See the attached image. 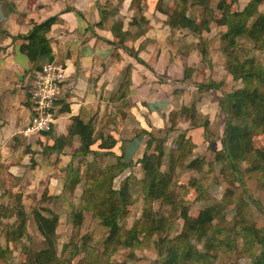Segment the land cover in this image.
Segmentation results:
<instances>
[{"label":"crops","instance_id":"obj_1","mask_svg":"<svg viewBox=\"0 0 264 264\" xmlns=\"http://www.w3.org/2000/svg\"><path fill=\"white\" fill-rule=\"evenodd\" d=\"M139 2L0 0V180H7L8 186L13 184L12 187L18 189L16 194L22 198L23 194L35 193L34 188L40 194L43 189L52 194L54 186L60 187L56 154L46 148L53 146L55 138L68 136L74 119L94 131L112 136L116 144L109 152L115 156L123 155L124 162L140 156L149 135L161 130L165 122L171 126L169 115L181 106L194 105L212 125L216 102L194 99L200 84L217 81L213 73L218 71L212 69L215 64L204 68L194 56L195 51L178 47L177 34L182 31L170 28L166 16L154 11L155 7L152 6L153 14L148 4H145L148 12L136 13L142 9ZM155 5H158L157 1ZM50 17H55L56 21L45 37L52 61L65 69V80L54 105L55 121L51 134L24 138L20 132L31 117L25 93L27 77L46 63V59L30 62L21 51V46L27 44L21 37ZM141 19L146 21L140 23ZM209 34L204 32L201 35L206 37ZM187 39L197 42L190 35ZM126 74L130 85L122 94L119 87ZM116 97L119 98L117 101ZM123 105L127 106L126 110H122ZM148 124L152 128H148ZM183 124L187 126L183 128ZM202 126H191L190 120L183 116L176 121L174 128H180L178 132L185 134L199 153H203L206 145L197 144L191 136L194 129L203 132ZM70 140L72 146L65 147L64 155L59 157L62 169L71 160L73 151L80 147L77 135ZM99 144L97 141L89 147L94 153L91 159L86 158L91 168L94 163L99 168L100 160L107 159L103 155L107 151L100 150ZM81 159L85 158L76 156L72 163ZM135 167L141 180V168L139 165ZM129 178L127 176V181Z\"/></svg>","mask_w":264,"mask_h":264},{"label":"trees","instance_id":"obj_2","mask_svg":"<svg viewBox=\"0 0 264 264\" xmlns=\"http://www.w3.org/2000/svg\"><path fill=\"white\" fill-rule=\"evenodd\" d=\"M180 1V8H182L180 12L184 11L187 3H199L202 6L200 7L203 13L207 10L209 2V0ZM231 2L236 3L237 0H231ZM263 2L264 0H252L241 11L235 10L234 12L225 7L219 20L213 21L203 15L197 24L184 13L180 14L179 17L165 13L167 17L166 24L170 28L185 29L194 35H201L209 31L211 22H215L224 26L225 31L221 39L222 42L227 44L226 49L227 47H234L236 39L240 37L249 39L255 47L261 49L264 47V14L258 11V7ZM251 19L253 20L248 25ZM55 21V17H50L44 22L34 25L28 35L21 37L27 41L26 45L21 46V51L26 54L30 62L35 63L40 58H45L46 61L52 60L45 35ZM130 53L134 57L132 50H130ZM225 53L229 58L233 56V51H225ZM232 62H237V60L233 59ZM243 62L251 64L252 60ZM233 71V79L236 82L240 79L244 81V79L255 77L264 83V76H257L250 70L244 74L245 65L239 62L236 63ZM235 76H238L239 79ZM129 85L130 78L126 74L119 89L123 92L124 89H128ZM212 89L220 90L221 87L219 84L211 82L207 85L198 86L197 91L204 93ZM224 94L223 99L219 101L220 113L224 115V129L220 139V148L216 150L214 160L220 163L221 176L226 183L241 181L238 171L239 165L240 168L244 165L245 168L254 170L256 175L253 178L261 181L264 179V147L258 149L253 146V139L261 134V130L256 128L259 126L250 120L247 106H262L264 105V99L256 91H250L245 86ZM118 99L116 97L115 101ZM195 112L194 105H191L190 108L181 106L176 112L170 113L171 125H174L179 118L184 116L190 120L191 126H196L197 123L194 121ZM206 125L207 121L204 122L202 127L205 128ZM51 130L41 135L48 136L51 134ZM172 130H174V127L169 126L167 132ZM75 135L79 137L80 147L73 151L71 160L62 169L59 164V157L64 155L65 147L72 146L70 138ZM97 141L100 142L98 148L107 151L103 154L107 159L104 165L94 171L90 166L91 163L86 158L88 155H94L89 147ZM115 144L116 140L112 136L103 134L100 130L94 131L89 126L74 119L68 136L55 138L53 146L46 148L49 152L56 154L55 166L61 174L58 185L66 192L68 191V197L72 196L77 187H80L82 193L80 199H78L79 203L74 209L71 208L70 199L65 201L63 195H53L46 189L43 191L42 201H36L35 204L40 206L43 201L56 200L60 204V208L64 210V221L70 223L71 235H66L68 240L65 242V248L60 257L55 255L54 247L57 240L55 230L59 224V217L53 213L49 215L50 212L48 209H44V206L33 210L32 217L36 225V231L44 240L45 247L33 252L28 264H69L80 255H83V258L78 264H110L109 257L119 246L129 249L128 257L123 262V264H127L134 261V259L143 258L147 252L145 250L140 251V245L145 243L146 246H149V240L153 238L156 239V242L152 244V247L157 250V258L161 264H172L181 256L184 257L185 264H205L210 260V254L213 253V244L227 245L233 253L236 251V246L233 247L231 243L236 238L241 239L244 245L241 252L239 251L241 257L239 259L251 257L249 260L251 264H263L264 253L259 256L258 253H253L254 249L248 253L250 250L248 248L254 247L255 243L262 244L264 249V234H262V230L255 228L253 222L247 220V215L250 212L248 210L249 205L241 196L232 208L234 216L231 219V225L226 220L224 207L219 208L218 205H212L202 210L197 218H190L185 200H177V194L170 189L175 170L178 167H181L180 172L186 171V173H192L196 177L199 173H202L205 165V159L200 157L201 154L196 145L184 134H179L176 138V157L165 155L166 140L156 139L152 135H149L145 149H143L140 156H136L134 161L124 162L123 155L115 156L112 152H109ZM76 156L85 159L73 164L72 160ZM136 165L140 166L142 173L140 181L144 186V190L141 197L145 202L144 206H147V210L151 211L143 213L140 221L134 222L135 224L131 229L125 231L124 226L120 225L119 221L125 219L129 214V209L141 197L134 195L132 188L127 184V178H124L116 188L114 180L122 175L126 169H132ZM194 183L200 184L196 178ZM198 195L203 194L198 191ZM228 196V193L225 192L222 199L226 201ZM232 200L230 199V202ZM155 203L169 207V212L167 211L169 218L178 217L181 219L183 225L181 233L177 236L178 239L195 238L199 242H205L206 247L210 243V246L207 249L205 248L206 251L200 253L196 247L190 245L174 246L169 240L162 238L163 234L169 235L171 227H167L162 217L153 212L152 205ZM228 206L230 205L225 207ZM41 211L46 215H43ZM85 211L90 212L91 217L107 232L99 246H89L91 240L85 237L87 235L80 237L78 240L82 225V213ZM5 212H8L4 215L6 218L16 216L19 219L17 228L5 227L7 232L4 235V243L7 246L11 241L16 242L25 239L28 216L22 209L17 208L10 209L6 207ZM69 218H71L70 221ZM2 219L3 216L0 213V222ZM1 230L2 225L0 224V232ZM139 232L144 237L137 235ZM2 250V245H0V262L4 261L5 256ZM25 250L26 248H23L24 253ZM190 261L193 263H187Z\"/></svg>","mask_w":264,"mask_h":264},{"label":"rangeland","instance_id":"obj_3","mask_svg":"<svg viewBox=\"0 0 264 264\" xmlns=\"http://www.w3.org/2000/svg\"><path fill=\"white\" fill-rule=\"evenodd\" d=\"M139 5L141 4L142 9L136 10V13L142 14L143 12H148L145 4H148V8H150V11H152V14L154 11H160L161 14H174L176 16H180V14L184 13L186 16L192 18L194 22L197 24L200 22L201 17L204 15L205 17L210 18L213 21L219 20L221 18L222 10L226 7L230 9L231 12H234L235 10L241 11L249 2L252 0H237L236 3L231 2V0H209L207 4V10L202 11L201 5L199 3L190 4L187 3L185 6V9L183 12H180L182 8H180V0H139ZM158 3L156 6L155 3ZM117 5V4H116ZM152 6L155 7L154 11L152 10ZM201 6V7H200ZM146 10V11H145ZM258 11L262 14H264V2L259 5ZM166 16V15H165ZM254 19V17H253ZM251 19L248 22V25L253 20ZM165 20H167V17H165ZM146 20L141 19L140 23H144ZM215 32L210 33L211 30H214ZM180 33L177 34L178 39V47L184 48L187 47V49H190L191 51H195L194 56L196 59L204 65V68L207 66L210 67V65H214L212 69H215L213 73V77L217 78L215 81V84H219L221 89L220 90H210L207 92H204L205 95L203 97L202 92H197L195 95V101L198 102H216L215 110H212L213 113H215V118L213 119L212 125H209L207 122V127L200 130H193V133L191 136L193 137V141L197 144L201 143L206 145L207 149H203V153H200V157H204L205 159V165L203 166L202 173H199L196 177L194 174L180 172L181 167H178L175 171V176L171 182L170 189L174 191V193L177 194V200L184 199L185 204L187 205L188 209V216L190 218H197L199 216V213L209 208V206L212 205H218L219 208H223L226 211V220L230 222L232 225V217L233 212L232 208L236 204L237 200L239 199V196H241L245 201L248 202V210L250 211L247 215V220L249 222H253L255 224V228L258 230H262V234H264V179L261 181L256 180L255 175L256 173L254 170L247 169L244 167V165L240 168V165L238 166L239 176L241 181L239 182H230L226 183L223 181V178L221 176L222 168L220 163L216 162L214 160L215 152L217 148H220V139L223 135V129H224V115L220 113V107H219V101L223 99L225 96L224 93H229L232 90L242 88L245 86L246 89H249L250 91H256L258 95L262 99H264V83L261 82L259 79L255 77H250L247 79L238 80L236 82L233 79L234 76V67L236 66V63H241L245 65V71L243 72L246 74L249 70L257 74V76L261 75L264 76V47L261 49L254 46L253 42L246 38H237L236 39V45L234 47H227L225 48L227 44L222 42V34L225 31L224 26L220 24H216L215 22H211L209 24V31L205 32V34H209L206 37H202V35H194L190 33L188 30H181ZM193 36L196 41L191 40H185V38ZM188 41V42H187ZM188 50V53L191 51ZM225 51H233V56L231 58L228 57V55L225 53ZM194 59V60H196ZM233 59H236L237 62H232ZM196 60V61H197ZM245 60H252V63L249 64L248 62H243ZM217 62V64H216ZM216 73V74H215ZM202 75V74H201ZM235 78H238V76H235ZM199 79V78H197ZM196 79V80H197ZM201 80V79H199ZM197 80V81H199ZM222 80V81H220ZM197 81H194L195 83H198ZM202 85V84H200ZM207 85V84H203ZM210 92V93H208ZM207 93V94H205ZM202 94V95H201ZM190 108V107H188ZM127 106L123 105L122 110H126ZM195 109V108H194ZM205 109V108H204ZM247 110L249 113V118L257 124L259 127V130H261V134L256 136L253 139V146L262 149L264 147V105H259L258 107L253 105H248ZM195 116L194 121L199 124H203L205 120H207V116L203 115L201 112L198 111V109H195ZM125 117H127V114L125 113ZM180 119V118H179ZM184 119V118H183ZM187 123V122H186ZM199 123V124H198ZM161 130H157L156 132L151 133L152 136L156 139L166 140V145L164 148V154L176 157V138L179 134L178 130L180 128H174V130L167 132L169 128V123L165 122L163 124ZM171 126H176V123ZM187 125L183 124L182 127L185 128ZM152 128L150 124H148V128ZM193 128H189L188 130H191ZM152 130V129H151ZM183 131V129H182ZM188 132V131H187ZM132 133V132H131ZM134 133V132H133ZM185 135V134H184ZM190 135V132L187 133V136ZM186 137V135H185ZM190 138V137H189ZM102 155V153H98ZM87 159H91V155L87 156ZM188 162V161H187ZM106 161L100 160V165H104ZM91 166V164H90ZM98 164H93L94 171L98 170ZM184 166V164H183ZM127 170V169H126ZM118 176L114 180L115 188L121 183V181L124 178H129V181H127V184L130 185L132 188V191L134 195L141 197V193H143L144 186L142 185L139 177V171L137 167H133V169L129 172ZM199 181V185L194 183V179ZM7 180H0V213L3 216V219L1 220L0 224L2 225V230L0 232V245H2L3 253L5 254L2 262L0 264H28L30 262V259L32 258V253L39 251L40 249L45 247L44 240L42 237L37 233L36 231V225L34 223L33 217H32V211L38 209V207L42 208L44 206V209H48L51 213L57 215L59 217V224L57 225V228L55 230L57 235L56 244L54 247L55 255L59 256L62 254L64 248H65V242H67L68 237L66 238V235H71V230L69 226V222H65L63 214H65L61 208L60 204L55 200H52L51 202L43 201L39 205H36V201L41 202L42 198L41 195L45 189L41 188L42 193L40 194L36 188H34L35 193H31L29 195H24L23 198L22 195L16 194L18 189L12 187L14 186L6 184ZM33 186V185H32ZM25 186L22 185V188ZM30 187V185H28ZM22 190V189H21ZM32 190V189H31ZM54 191V192H53ZM198 191H200L203 195H198ZM53 195H63L64 200L70 199L71 208H76L80 199V194L82 193V190L80 187H77L75 189V192L72 194V196L68 197V191L66 192L61 187L54 186L52 190ZM228 193V197L225 200H223L224 194ZM16 194V195H14ZM201 197V198H200ZM230 199H233L232 202H230ZM67 200V201H68ZM23 202V204L21 203ZM23 205V206H22ZM132 205V204H131ZM145 202L143 198L141 197L139 200L137 199L136 203L133 204L131 209H129V214L125 217V219H122L119 221L120 225L124 226V230L128 231L131 229V227L136 223L139 222L141 219V216L143 213H148L151 210H147V206H144ZM227 205H230L228 207H225ZM6 206L10 209L17 208L22 209L24 213L28 216L27 222V233L25 236V239L21 241L16 242H9L8 245L4 243V235L7 232L5 227L12 226L13 228H17V225L19 224V219L16 216H10L6 218V214L8 212H5ZM152 210L154 213L162 217L163 222L166 224V226H170L171 229L169 230V235L163 234L162 238L165 240H169L171 244L174 246H193L197 248V251L200 253H204L208 246H210V243L207 244V247L205 246V242H199L195 238L190 239H178L177 236L181 233V227L183 225L181 219L178 217L175 218H169L168 212L169 207L166 205H160L158 203H155L152 205ZM168 211V212H167ZM41 213L44 215L41 211ZM178 213V212H177ZM46 215V214H45ZM158 216V217H159ZM71 218L68 220L70 221ZM179 220V222H178ZM135 222V223H134ZM106 230L105 228H102L97 221H95L91 217L90 212H83L82 213V225L79 230L78 240L80 237L85 236L88 239L91 240V243L89 242V246H99L101 241L106 236ZM140 237H144L143 234H140V232L137 234ZM177 240H176V239ZM77 240V241H78ZM156 242V239H150L149 240V246H146L145 243H142L140 245L141 248H139L140 251L145 250L147 253L143 258L140 259H134V261H131L127 264H161L160 260L157 258V250L153 249L152 244ZM231 245L233 247L236 246V251L231 252L229 250V247L227 245H219V244H213V253L210 254V260L205 264H251L250 259L251 257H247L246 259H239L241 258L239 255V251L241 252L242 248H244L243 242L241 239L236 238ZM6 248V249H5ZM23 248H26L25 253L23 251ZM206 248V249H205ZM248 251V253L251 252L252 249H254L253 253H258L259 256H261V253H264V249L262 244L255 243L254 247L252 246ZM129 249L124 246H119L117 249L111 253L109 260L110 264H123L124 261H126L128 257ZM132 256V255H131ZM83 258V255L78 256L75 258L71 263L69 264H78ZM84 261V260H83ZM187 263H193V262H187ZM172 264H185L184 257L181 256L177 258L174 263ZM196 264V263H193ZM264 264V259H263Z\"/></svg>","mask_w":264,"mask_h":264},{"label":"built area","instance_id":"obj_4","mask_svg":"<svg viewBox=\"0 0 264 264\" xmlns=\"http://www.w3.org/2000/svg\"><path fill=\"white\" fill-rule=\"evenodd\" d=\"M65 79L64 68L54 62H46L27 77L25 93L31 117L20 132L24 138L38 137L51 130L54 124V105Z\"/></svg>","mask_w":264,"mask_h":264},{"label":"clouds","instance_id":"obj_5","mask_svg":"<svg viewBox=\"0 0 264 264\" xmlns=\"http://www.w3.org/2000/svg\"><path fill=\"white\" fill-rule=\"evenodd\" d=\"M52 61V60H51ZM51 61H45V62H51ZM63 67V66H62ZM40 68V67H39ZM65 70V69H64ZM65 80V79H64ZM22 131V130H21ZM21 134V133H20Z\"/></svg>","mask_w":264,"mask_h":264}]
</instances>
